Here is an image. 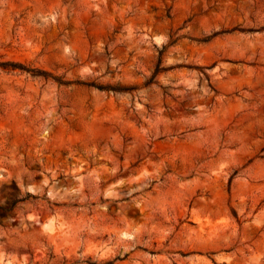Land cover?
Listing matches in <instances>:
<instances>
[{"label": "rangeland", "instance_id": "374dc122", "mask_svg": "<svg viewBox=\"0 0 264 264\" xmlns=\"http://www.w3.org/2000/svg\"><path fill=\"white\" fill-rule=\"evenodd\" d=\"M0 264H264V0H0Z\"/></svg>", "mask_w": 264, "mask_h": 264}, {"label": "trees", "instance_id": "16d2710c", "mask_svg": "<svg viewBox=\"0 0 264 264\" xmlns=\"http://www.w3.org/2000/svg\"><path fill=\"white\" fill-rule=\"evenodd\" d=\"M156 72H158V70Z\"/></svg>", "mask_w": 264, "mask_h": 264}]
</instances>
